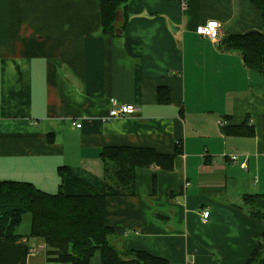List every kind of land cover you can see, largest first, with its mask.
I'll return each mask as SVG.
<instances>
[{"label":"crops","instance_id":"obj_1","mask_svg":"<svg viewBox=\"0 0 264 264\" xmlns=\"http://www.w3.org/2000/svg\"><path fill=\"white\" fill-rule=\"evenodd\" d=\"M186 1L128 0L113 37L100 0H0V180L89 194L104 187L103 148L180 146L172 170L138 168L134 195L107 198L111 242L166 264H246L264 232L243 200L264 192V76L222 40L264 31L262 16L250 0ZM209 20L217 39L196 32ZM113 98L138 113L107 120ZM17 233L0 237V264H49L45 241Z\"/></svg>","mask_w":264,"mask_h":264},{"label":"trees","instance_id":"obj_2","mask_svg":"<svg viewBox=\"0 0 264 264\" xmlns=\"http://www.w3.org/2000/svg\"><path fill=\"white\" fill-rule=\"evenodd\" d=\"M261 12L264 27V0H250ZM128 0H100L101 30L107 36H119L128 23ZM123 11V20H117ZM226 50H238L245 65L264 76V31L232 34L222 40ZM165 88L159 87L161 101ZM225 125V124H224ZM226 135L253 136L255 129L248 121L226 124ZM181 147L173 153H162L151 147L109 146L102 149L104 161L103 190L70 195L62 189L50 193L30 182L0 180V237L19 239L17 233L23 215L31 214L30 236L40 238L48 246L49 264H92L96 253L100 264H166L164 258L145 251L119 250L112 242L114 228L106 221L109 196L134 195L138 168L158 166L172 170ZM156 176H153V185ZM247 212L264 220V192L243 196ZM215 264L219 260L215 259ZM246 264H264V232Z\"/></svg>","mask_w":264,"mask_h":264},{"label":"built area","instance_id":"obj_3","mask_svg":"<svg viewBox=\"0 0 264 264\" xmlns=\"http://www.w3.org/2000/svg\"><path fill=\"white\" fill-rule=\"evenodd\" d=\"M183 7L187 6V1L182 0ZM221 30V23L218 20H209L204 24H200L196 27V32L202 36L210 37L212 39L219 38ZM139 111V107L135 104H126L121 103L115 98L111 99L109 102L108 115L106 116L107 120H110L115 117L122 116H135ZM75 127L81 128L82 123H73ZM220 125H224L225 121L219 120ZM239 156L237 154H233L229 156L231 161H237ZM242 167H246L245 163H241ZM210 212L208 210L203 211V218L207 220ZM46 244L40 245V249H46ZM34 249V248H33Z\"/></svg>","mask_w":264,"mask_h":264},{"label":"rangeland","instance_id":"obj_4","mask_svg":"<svg viewBox=\"0 0 264 264\" xmlns=\"http://www.w3.org/2000/svg\"><path fill=\"white\" fill-rule=\"evenodd\" d=\"M30 228H31V214L30 213H26V214L23 215L22 222H21L20 226L17 228V231L18 232H27L28 231V233L30 234ZM46 246H47V244H46ZM44 251H45V249H44ZM92 264H100V255H99V253H96L94 255L93 260H92Z\"/></svg>","mask_w":264,"mask_h":264}]
</instances>
